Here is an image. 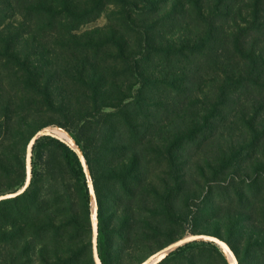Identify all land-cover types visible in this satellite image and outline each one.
<instances>
[{"label": "rangeland", "instance_id": "obj_1", "mask_svg": "<svg viewBox=\"0 0 264 264\" xmlns=\"http://www.w3.org/2000/svg\"><path fill=\"white\" fill-rule=\"evenodd\" d=\"M225 3L117 0L76 37L53 35L72 40L62 48L0 34V197L27 182L42 129L70 136L90 182L39 137L23 197L0 206V264H94L98 211L106 240L97 251L109 264H143L193 235L216 237L236 264H253L248 251L264 242V0ZM213 21L219 39L204 53L142 60L159 45L201 46ZM115 40L120 47L91 48ZM186 245L157 264H235L216 245Z\"/></svg>", "mask_w": 264, "mask_h": 264}, {"label": "trees", "instance_id": "obj_2", "mask_svg": "<svg viewBox=\"0 0 264 264\" xmlns=\"http://www.w3.org/2000/svg\"><path fill=\"white\" fill-rule=\"evenodd\" d=\"M225 1L229 2L230 4L233 3V0H216V9H218L221 5L223 6ZM116 2L117 0H0V34L6 33L7 31H13L15 33L17 32L16 35L19 37L32 34L38 37V39H36L38 43L42 42L43 40L44 42H48L50 40L51 43H54V45H58L57 43H59L60 45L64 46L66 43H71L72 40L64 41L63 43H56V40L52 36L59 35L61 32H65L66 34H69V38L76 37L77 33L89 25L90 22L94 21L99 11L104 10L106 7L112 6ZM199 4H201V2L197 1L194 4V7L197 11V17L203 18L204 13L201 10ZM192 5L193 4H191V7ZM126 26L127 30L133 28V26L129 25L128 23ZM220 29L221 23L219 24L213 21L210 23L205 33L206 37L203 38L201 46L193 47L191 51H189V46H193L189 42H187V44L181 43L180 50H176V44L173 43H170L165 48L162 45H159L158 47H154L153 49L149 50L147 54H144L142 60L147 59L148 62L157 61L168 63L172 58H175V62L178 63L182 57V60L185 61V53L188 52L191 55L204 53L203 51H207V49L211 47V45L209 47L211 42H217L220 35ZM152 30L153 28L149 32H152ZM15 36L10 37L7 44H16L17 40H15ZM39 38L41 40H39ZM20 39L23 40L22 37H20ZM116 39L121 42L122 45H126V42L123 38L118 37ZM118 41H108L94 45V47H91L90 45L89 47L93 48L94 51H99L102 49L104 44H111L116 47H120ZM62 46H60V48H62ZM100 52L102 51L100 50ZM179 70L180 69H175L177 72H182ZM96 89V87H93L92 91L95 92ZM73 138L75 143L82 148L83 156L89 163L88 154L85 149H83L84 147L81 146L80 140L75 136ZM45 139L50 143L57 145L61 149L62 157L69 173L78 179L86 180L83 166L78 155L68 145L56 138L47 136ZM22 197L23 195L18 196L16 199L7 201L0 200V206L7 205L9 203L13 204L12 206H15L16 202H19ZM102 224L103 221L98 211L99 243H101V241L104 243L106 240L105 235L102 234ZM2 237L3 233L0 232V238L2 239ZM190 247H198L202 249H207L210 247L211 249H217L213 243L187 244L185 248ZM185 248H181L180 250ZM250 248H255L254 252H252L251 249L248 251V254L252 257L253 264H264V242L255 241V243H253L252 247ZM99 257L102 264H109L104 251H99Z\"/></svg>", "mask_w": 264, "mask_h": 264}, {"label": "water", "instance_id": "obj_3", "mask_svg": "<svg viewBox=\"0 0 264 264\" xmlns=\"http://www.w3.org/2000/svg\"><path fill=\"white\" fill-rule=\"evenodd\" d=\"M42 136H50L53 138L58 139L59 141L65 143L66 145H68L79 157L82 166H83V170L86 174V171L84 169V160L82 155L70 144L66 143L64 140H62L61 138L57 137L54 133L51 132L50 129H42L40 130L32 139L29 149H28V155H27V168H28V177H27V182L24 184V186L18 190L16 193L4 196V197H0V200H4V199H8V198H15L18 197L19 195H21L29 186L30 180H31V154H32V149H33V145L36 142V140L39 137ZM75 145V144H74ZM86 181L89 185V179L86 175ZM93 195V194H92ZM94 196V195H93ZM93 261L94 264H101V261L99 259V255H98V251H97V241H98V217H97V213L94 212V216H93ZM210 242L213 243L214 245L220 247L221 249H223L233 260V262L236 264L235 262V256L232 252V250L230 249V247L224 243L223 241H221L220 239L216 238V237H212V236H205V235H193V236H189L185 239H183L180 242L174 243L162 250H160L159 252L153 254L151 257H149L143 264H157L162 258H164L166 255H168L169 253H171L172 251H174L175 249H177L178 247L184 245V244H188L190 242Z\"/></svg>", "mask_w": 264, "mask_h": 264}, {"label": "bare ground", "instance_id": "obj_4", "mask_svg": "<svg viewBox=\"0 0 264 264\" xmlns=\"http://www.w3.org/2000/svg\"><path fill=\"white\" fill-rule=\"evenodd\" d=\"M51 132L54 133L57 137L61 138L66 143L70 144L71 146H73L76 149L72 139L70 138V136L66 132L58 130V129H53V130H51Z\"/></svg>", "mask_w": 264, "mask_h": 264}]
</instances>
